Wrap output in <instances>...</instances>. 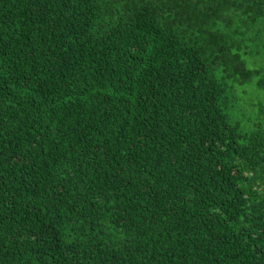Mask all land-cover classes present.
Instances as JSON below:
<instances>
[{"label": "trees", "instance_id": "trees-1", "mask_svg": "<svg viewBox=\"0 0 264 264\" xmlns=\"http://www.w3.org/2000/svg\"><path fill=\"white\" fill-rule=\"evenodd\" d=\"M263 58L264 0H0V264H264Z\"/></svg>", "mask_w": 264, "mask_h": 264}, {"label": "rangeland", "instance_id": "rangeland-1", "mask_svg": "<svg viewBox=\"0 0 264 264\" xmlns=\"http://www.w3.org/2000/svg\"><path fill=\"white\" fill-rule=\"evenodd\" d=\"M263 61H264V58H263ZM252 90V92H254V89H251Z\"/></svg>", "mask_w": 264, "mask_h": 264}]
</instances>
